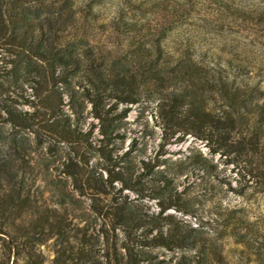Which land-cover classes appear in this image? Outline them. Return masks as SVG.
<instances>
[{
	"label": "trees",
	"instance_id": "16d2710c",
	"mask_svg": "<svg viewBox=\"0 0 264 264\" xmlns=\"http://www.w3.org/2000/svg\"><path fill=\"white\" fill-rule=\"evenodd\" d=\"M141 100L161 147L191 134L233 166L242 202L217 199L206 223L167 213L173 179L116 143L119 104ZM34 172L54 205L19 225ZM148 185L158 211L125 192ZM36 235L54 238V264H159L155 248L183 251L177 264H264V0H0V237L31 257Z\"/></svg>",
	"mask_w": 264,
	"mask_h": 264
},
{
	"label": "rangeland",
	"instance_id": "374dc122",
	"mask_svg": "<svg viewBox=\"0 0 264 264\" xmlns=\"http://www.w3.org/2000/svg\"><path fill=\"white\" fill-rule=\"evenodd\" d=\"M128 107L129 111L121 120L120 133L123 138L117 139L119 153L133 149L130 156L134 160H150L159 162L156 168L165 169L168 177L173 179L176 200L178 207L169 208L167 213L174 214L177 218L189 221L195 224L200 220L202 223L210 222L211 211L217 199L222 204L242 202V199L228 189L227 181L233 186L237 185L236 173L232 165L223 163V158L219 154L210 153L204 140L198 139L191 134L182 135L179 138H173L169 143L162 140V129L154 109L152 101L141 100L135 103L119 104L118 110ZM96 120L88 118L86 124ZM94 136L99 137L97 129L94 130ZM43 150L34 146V157L40 158ZM204 159L209 164L217 166L224 182L215 179L209 175L202 166ZM94 158L92 161H95ZM34 172V186L31 187L32 197L34 198V208L26 211L16 220L19 225H28L36 220L54 205L55 197L47 188L43 180V174L40 173L36 178ZM148 182L147 184H151ZM149 187L143 192V199L137 200V194L133 191H125L131 199L140 201L150 207L153 211L159 210V198ZM213 193H217L213 196ZM213 197V198H212ZM243 204L248 208H256L257 203L251 200ZM189 211L188 214H185ZM196 215V217H194ZM197 219V220H196ZM212 223V222H211ZM38 236L34 237V247H32L31 257L26 254L16 255L9 250L5 243V238L0 237V264H54L55 240L49 238L38 243ZM43 239V237H42ZM229 250V248H227ZM154 254L158 256L159 264H177L183 251H168L163 248H155ZM231 253L229 252V255Z\"/></svg>",
	"mask_w": 264,
	"mask_h": 264
}]
</instances>
